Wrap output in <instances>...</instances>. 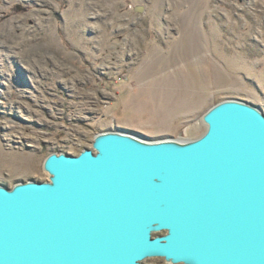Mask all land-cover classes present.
Here are the masks:
<instances>
[{"label": "rangeland", "instance_id": "obj_1", "mask_svg": "<svg viewBox=\"0 0 264 264\" xmlns=\"http://www.w3.org/2000/svg\"><path fill=\"white\" fill-rule=\"evenodd\" d=\"M228 98L264 112V0H0L10 187L48 180L51 152L79 154L104 130L197 138L203 114Z\"/></svg>", "mask_w": 264, "mask_h": 264}, {"label": "water", "instance_id": "obj_2", "mask_svg": "<svg viewBox=\"0 0 264 264\" xmlns=\"http://www.w3.org/2000/svg\"><path fill=\"white\" fill-rule=\"evenodd\" d=\"M202 119L190 139L104 130L51 152L48 180L0 182V264H264V112L228 98Z\"/></svg>", "mask_w": 264, "mask_h": 264}]
</instances>
